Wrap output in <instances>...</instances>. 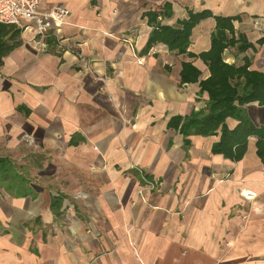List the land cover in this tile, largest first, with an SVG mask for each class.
<instances>
[{
    "label": "crops",
    "instance_id": "obj_1",
    "mask_svg": "<svg viewBox=\"0 0 264 264\" xmlns=\"http://www.w3.org/2000/svg\"><path fill=\"white\" fill-rule=\"evenodd\" d=\"M165 4V26L188 11L236 17L234 35L251 46L228 47L223 59L247 58L264 74V0H42L69 11L61 44L44 47L22 22L20 45L0 64V144L29 148L22 168L35 170L17 171L25 195L0 187V264H264L255 138L232 160L211 152L219 133L185 145L171 124L205 107L199 82L210 72L198 55L210 49L215 19L193 27V57L161 42L147 49V13ZM184 62L197 81L180 83ZM244 107L264 126V105ZM142 175L154 187L139 196Z\"/></svg>",
    "mask_w": 264,
    "mask_h": 264
},
{
    "label": "trees",
    "instance_id": "obj_2",
    "mask_svg": "<svg viewBox=\"0 0 264 264\" xmlns=\"http://www.w3.org/2000/svg\"><path fill=\"white\" fill-rule=\"evenodd\" d=\"M171 15L170 5L165 4L161 10L147 13L152 31L147 41V49L161 42L169 50L178 54L194 55L187 51L193 27L208 17L215 19L211 33V46L198 56L207 64L209 76L199 82V92H206L208 99L205 107L189 115L175 117L171 124H176L183 136V143H189L190 135L212 136L219 133V139L211 146L212 153L239 160L247 150L250 137L255 138V153L264 164V126H255L244 107L256 101L264 105V74L250 70L249 59L244 58L241 65L226 63L223 52L228 47H235L242 53L250 43L242 34L234 35L233 20L236 17L213 16L209 10L188 11L187 17L178 21L177 26H165L160 23L163 17ZM21 30L13 24L0 23V64L1 59L21 43ZM200 71L190 62L182 63L180 83H191L198 80ZM236 121L229 128L226 119ZM0 187L15 190V195L26 194L25 179L18 174L15 164L6 157H0Z\"/></svg>",
    "mask_w": 264,
    "mask_h": 264
},
{
    "label": "built area",
    "instance_id": "obj_3",
    "mask_svg": "<svg viewBox=\"0 0 264 264\" xmlns=\"http://www.w3.org/2000/svg\"><path fill=\"white\" fill-rule=\"evenodd\" d=\"M68 14V9L62 6L44 7L42 0H0V23L16 26H21L22 22L32 23V29L44 47L52 39L58 46L61 44L57 30L64 24ZM138 62L141 63V59ZM141 178L143 186L138 191L139 196L145 189L154 187L153 181L145 175Z\"/></svg>",
    "mask_w": 264,
    "mask_h": 264
},
{
    "label": "rangeland",
    "instance_id": "obj_4",
    "mask_svg": "<svg viewBox=\"0 0 264 264\" xmlns=\"http://www.w3.org/2000/svg\"><path fill=\"white\" fill-rule=\"evenodd\" d=\"M28 150L29 148L27 149L23 146L22 147H7V146L4 147V146H1L0 144V157H3V156L10 157L15 162L16 170L18 172L21 169H24L25 171H31V173H34L35 170L31 167L22 168V165L27 164L26 156L24 157V154L26 155L28 153L27 152Z\"/></svg>",
    "mask_w": 264,
    "mask_h": 264
}]
</instances>
